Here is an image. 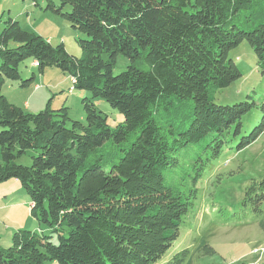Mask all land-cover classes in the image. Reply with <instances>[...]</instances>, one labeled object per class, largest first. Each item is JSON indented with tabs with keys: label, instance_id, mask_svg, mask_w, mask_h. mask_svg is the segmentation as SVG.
Returning a JSON list of instances; mask_svg holds the SVG:
<instances>
[{
	"label": "trees",
	"instance_id": "16d2710c",
	"mask_svg": "<svg viewBox=\"0 0 264 264\" xmlns=\"http://www.w3.org/2000/svg\"><path fill=\"white\" fill-rule=\"evenodd\" d=\"M257 0H59L46 10L65 19L85 38L82 57L7 18L0 32V184L16 180L30 198L31 214L49 233L19 230L12 246L0 244V264H158L179 239L197 198L205 160L221 155L243 131L253 110L261 122L240 148L264 133V102L232 106L215 103L214 94L242 78L230 58L247 42L264 80V14L251 9L246 29L232 24ZM120 56L131 61L119 75ZM38 62L41 72L56 67L84 90L86 124L73 121L69 109L49 107L31 114L3 94L5 84L21 81L19 67ZM32 79L22 82L29 85ZM103 99L123 115L111 127L93 99ZM259 105V106H258ZM191 110L182 130L181 116ZM208 136V138H206ZM206 138V139H205ZM203 140V141H202ZM107 142L120 152H98ZM195 178L186 185L166 183L176 167L174 154L191 145ZM207 149L211 157H207ZM36 154L31 166L16 160ZM187 187V190L184 188ZM245 204L264 205V177L246 190ZM207 254L215 251L205 246ZM189 251L169 264H184Z\"/></svg>",
	"mask_w": 264,
	"mask_h": 264
},
{
	"label": "rangeland",
	"instance_id": "374dc122",
	"mask_svg": "<svg viewBox=\"0 0 264 264\" xmlns=\"http://www.w3.org/2000/svg\"><path fill=\"white\" fill-rule=\"evenodd\" d=\"M48 1L55 5L60 4L59 0H0V7L6 5V10L0 12V21L2 23L9 17L16 18L21 22L23 29L45 40L50 39L49 42L53 46L63 43L71 56L81 58L83 53L78 40L85 38V35L73 29L69 22L59 15L46 10ZM254 8L264 14V0H257L253 8L242 9L238 16L234 17L232 24L246 29V20ZM230 58L243 76L228 88L217 91L213 96L215 103L232 106L247 101L251 96L249 101L254 100L260 105L264 102V80L258 71L253 49L245 41L231 51ZM130 64L128 58L120 56L113 70L114 75L124 72ZM19 70L21 81L5 84L2 89L12 104L31 114L40 113L48 107L51 110L65 107L69 109V117L73 121L86 124L83 100L92 99V95L87 91L74 89L68 74L56 67L45 68L41 72L32 60L22 63ZM30 79L32 81L29 85L22 86V82ZM36 86L39 88L36 89ZM26 103L31 105L30 110L24 109ZM93 103L108 117L111 127L123 122V115L105 100L96 98ZM181 118H184L182 130L188 129L192 119L191 110L185 111ZM261 119L258 109L247 114L243 119L244 131L239 138L231 140L220 156L205 160L204 168L200 163L195 165L196 168L203 169L197 198L193 200L194 205L184 219L179 239L158 264H169L173 257L184 250L189 251L184 264H264V205L256 212L250 205L245 204L247 188L264 177V133L248 147L239 146L242 138L250 136L260 125ZM202 145L179 149L174 156L178 157L180 152H200ZM119 149L111 142L99 149L98 152H105L107 156L105 166L108 170L111 169L113 161L116 162L115 157L111 163L106 161L109 159V153L120 152ZM208 152L210 150L207 149L205 153L210 158ZM35 154L29 150L18 158L16 163L31 166ZM178 158V165L164 173L169 185H186L196 174L193 168L195 160L190 153L188 156L183 153ZM3 184H8L6 188L9 196L0 197L1 246L10 248L14 233L19 230L48 234V229L41 226L32 216L30 198L23 187L13 180ZM184 188L187 190V187ZM205 246L212 248L215 253L207 254Z\"/></svg>",
	"mask_w": 264,
	"mask_h": 264
},
{
	"label": "crops",
	"instance_id": "0c3cea01",
	"mask_svg": "<svg viewBox=\"0 0 264 264\" xmlns=\"http://www.w3.org/2000/svg\"><path fill=\"white\" fill-rule=\"evenodd\" d=\"M5 11L6 10V5H3V6H1L0 7V12L1 11ZM12 18V17H11ZM14 19H16V18H14ZM1 20H3V13H2V19ZM17 20V19H16ZM19 20V19H18ZM0 23H1V21H0ZM19 23H21V22H19ZM3 26H4V22H2L1 23V25H0V32H1V30H2V28H3ZM2 27V28H1ZM47 41H50V39H48ZM11 85H13V84H11ZM36 89H38L39 88V86H36L35 87ZM7 95V94H6ZM7 96H9V95H7ZM28 108V110H30L31 109V105H29V104H25L24 105V109H27ZM12 181V180H11ZM14 181V183H17V181L16 180H13ZM11 183V182H10ZM5 185V186H4ZM7 185L8 184H0V197H4V198H7L8 196H9V191H8V188H6L7 187ZM5 207V206H4Z\"/></svg>",
	"mask_w": 264,
	"mask_h": 264
},
{
	"label": "built area",
	"instance_id": "2783aa9c",
	"mask_svg": "<svg viewBox=\"0 0 264 264\" xmlns=\"http://www.w3.org/2000/svg\"><path fill=\"white\" fill-rule=\"evenodd\" d=\"M38 65H39L38 62H35V63H34V66H35V67H38Z\"/></svg>",
	"mask_w": 264,
	"mask_h": 264
},
{
	"label": "bare ground",
	"instance_id": "6f19581e",
	"mask_svg": "<svg viewBox=\"0 0 264 264\" xmlns=\"http://www.w3.org/2000/svg\"><path fill=\"white\" fill-rule=\"evenodd\" d=\"M34 63H35V62H34ZM34 63H33V64H34Z\"/></svg>",
	"mask_w": 264,
	"mask_h": 264
}]
</instances>
